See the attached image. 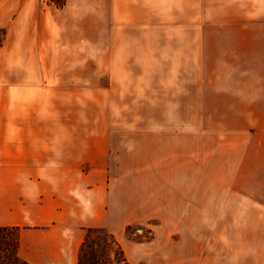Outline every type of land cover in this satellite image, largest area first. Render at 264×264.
<instances>
[{
    "label": "rangeland",
    "instance_id": "374dc122",
    "mask_svg": "<svg viewBox=\"0 0 264 264\" xmlns=\"http://www.w3.org/2000/svg\"><path fill=\"white\" fill-rule=\"evenodd\" d=\"M201 3L194 22L169 2L165 27L134 37L136 63L106 66L101 80L42 82L135 171L125 236L139 264H208L210 219L226 205L230 216H260L264 201V0L259 18ZM94 229L95 241L109 232ZM123 257L136 264L111 242L99 264Z\"/></svg>",
    "mask_w": 264,
    "mask_h": 264
},
{
    "label": "crops",
    "instance_id": "0c3cea01",
    "mask_svg": "<svg viewBox=\"0 0 264 264\" xmlns=\"http://www.w3.org/2000/svg\"><path fill=\"white\" fill-rule=\"evenodd\" d=\"M201 1L0 0V227H19L21 258L79 264L87 230L106 228L140 263L125 236L136 223L135 171L42 82L101 80L109 66L136 63L134 37L163 29L169 2L198 22ZM216 1L222 16L260 17V0ZM224 209L210 219L208 264H264V201L260 216Z\"/></svg>",
    "mask_w": 264,
    "mask_h": 264
},
{
    "label": "trees",
    "instance_id": "16d2710c",
    "mask_svg": "<svg viewBox=\"0 0 264 264\" xmlns=\"http://www.w3.org/2000/svg\"><path fill=\"white\" fill-rule=\"evenodd\" d=\"M49 3L56 5L57 7H63L67 0H48ZM96 231L94 228H89L88 233L82 243L79 253V264H88V260H91V264H99L101 251L105 248V245L113 242L118 245L121 251L124 253V249L116 236L107 232V235L98 237L99 240L92 239V233ZM19 227L17 226H1L0 227V264H32L29 261L20 257L18 253L19 248ZM122 260L129 264L126 257Z\"/></svg>",
    "mask_w": 264,
    "mask_h": 264
}]
</instances>
